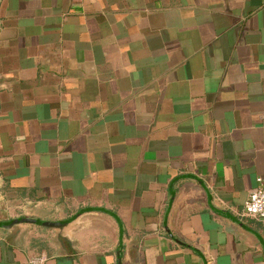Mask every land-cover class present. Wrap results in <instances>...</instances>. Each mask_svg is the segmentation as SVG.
<instances>
[{
  "label": "crops",
  "instance_id": "crops-1",
  "mask_svg": "<svg viewBox=\"0 0 264 264\" xmlns=\"http://www.w3.org/2000/svg\"><path fill=\"white\" fill-rule=\"evenodd\" d=\"M258 178L264 0H0V264H264Z\"/></svg>",
  "mask_w": 264,
  "mask_h": 264
},
{
  "label": "built area",
  "instance_id": "built-area-1",
  "mask_svg": "<svg viewBox=\"0 0 264 264\" xmlns=\"http://www.w3.org/2000/svg\"><path fill=\"white\" fill-rule=\"evenodd\" d=\"M257 182L259 187L249 193L243 205L242 216L264 222V187L261 178H258ZM46 261L47 257L44 254H40L22 264H46Z\"/></svg>",
  "mask_w": 264,
  "mask_h": 264
},
{
  "label": "water",
  "instance_id": "water-1",
  "mask_svg": "<svg viewBox=\"0 0 264 264\" xmlns=\"http://www.w3.org/2000/svg\"><path fill=\"white\" fill-rule=\"evenodd\" d=\"M17 223H30V224H36V225H41L45 227H58V226L63 225L62 223H57V222H48V221H41V220L27 219V218L16 219L14 221V224H17Z\"/></svg>",
  "mask_w": 264,
  "mask_h": 264
}]
</instances>
